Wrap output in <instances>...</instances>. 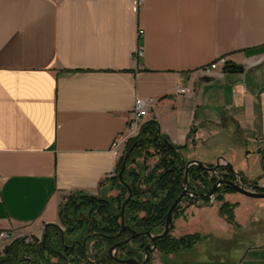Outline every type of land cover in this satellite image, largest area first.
Listing matches in <instances>:
<instances>
[{"label": "crops", "instance_id": "0c3cea01", "mask_svg": "<svg viewBox=\"0 0 264 264\" xmlns=\"http://www.w3.org/2000/svg\"><path fill=\"white\" fill-rule=\"evenodd\" d=\"M133 6V0H0V233L14 234L8 264H33L19 262L25 240L44 237L46 224L61 226L69 197L117 198L127 145L118 152L113 145L137 98L154 101L145 123H158L184 147V158L208 166L225 158L264 184L263 176L249 175L247 162L255 157L264 167V0ZM222 58L239 69L202 73ZM233 196L225 199L237 204L236 223L221 216L217 200L206 197L197 206L184 199L173 234L205 239L168 255L157 249L150 264L190 252L204 264H264L260 239L247 250L236 243L245 228L241 196ZM244 217L258 228L257 214ZM198 249L203 254L196 257Z\"/></svg>", "mask_w": 264, "mask_h": 264}, {"label": "trees", "instance_id": "16d2710c", "mask_svg": "<svg viewBox=\"0 0 264 264\" xmlns=\"http://www.w3.org/2000/svg\"><path fill=\"white\" fill-rule=\"evenodd\" d=\"M226 69H239V67L228 63ZM135 144V149L129 159L128 168L124 172V181L130 184L133 191L132 199L126 206L125 218L130 216L129 221L136 224L139 230L152 229L154 233H161L166 225L167 213L175 200L184 191L183 183L188 163L182 153L184 147L175 145L167 135L162 134L159 130L158 123L154 121L145 123L141 134L131 139L127 144L126 152ZM151 149H153L154 152H152ZM142 155L145 156L143 164L138 162V158ZM155 156H158V161L155 166L150 169L146 163L150 158ZM124 159L125 155L120 159L117 167V175L115 177V188L120 191L117 198H102L91 195L74 197L78 211V213L75 214V218L70 217L66 212L67 206L61 207L60 210L61 222L65 226V232H73L75 229H82L84 227V220H80L79 225L76 223L77 218L79 215L84 217V209L89 208L90 214L89 216L86 215L91 219V224L87 232H99V237L104 238L108 243L111 242L110 236L112 234H117L121 227L122 205L130 194L127 185L121 182L118 175L124 166ZM132 164H134V166H131ZM147 170L148 173L144 176V172ZM220 178L235 180L236 176L227 166H221L216 173H211L201 166L192 165L189 168V189L192 193L200 195L199 201L203 200L206 198L205 195L212 190ZM256 183H258V181H256ZM252 187H254V185H252ZM232 191H234V189L228 185L221 186L216 192V200L221 203L219 207L221 216L225 217L230 223H236L235 209L237 204H233L225 199L226 193ZM185 200H190L191 204L195 203L192 197H187ZM114 202L119 204L120 207L118 210L114 207ZM206 202L210 203L211 201L208 199ZM180 207L181 205L178 207L175 217H177ZM96 212L98 214H94ZM141 212H145V215L142 217L140 216ZM59 233L58 235L60 236ZM173 233L174 228L166 237L158 241V249L166 255L177 253L182 250H191L205 239V236L201 234H187L176 237ZM103 234L106 236H102ZM55 237L56 235H54L52 240L53 245H56L57 242L55 241ZM12 245L5 249L4 256L0 254V264H8L12 260L11 256H8ZM89 250V248L80 250L82 258L76 261V264H95L91 260L92 255ZM94 257L96 259V257L101 256L95 255ZM44 258L45 257H42L38 264H55L51 262L49 257L46 259ZM103 262L105 261L103 260ZM97 263L101 264L99 260Z\"/></svg>", "mask_w": 264, "mask_h": 264}, {"label": "flooded vegetation", "instance_id": "af4514ba", "mask_svg": "<svg viewBox=\"0 0 264 264\" xmlns=\"http://www.w3.org/2000/svg\"><path fill=\"white\" fill-rule=\"evenodd\" d=\"M211 173H213V172H211ZM241 175L245 180H248L243 174H241ZM236 179H235V181H236ZM215 197H216V194H215ZM210 200L212 202L213 199H210ZM82 219L84 220L83 221L84 227L82 228L83 231L80 229L81 231H80V234L78 235L79 238L71 239V240H69V242H67L66 235L68 234V236H71L73 233H75L77 231V229H75L73 232H65V229L59 225H55V224L50 225L48 227L46 241H44V237H43L42 242H38L37 241L38 239L33 240L28 246L25 247L26 250L23 251L22 256L24 258H30L32 260L33 264H36L37 260L39 258L42 259V257H45L44 259L49 257L51 259L52 263H54L53 259H56L57 262H60L62 264H76V261H78L80 258H82V256L80 255L81 249H84V248L95 249L96 248L95 251H97V254H95V255H97V256L100 255V253H99L100 250L102 251V255H101V257H96V259H95V257H94L95 255L93 253L91 254L92 255L91 260L95 264H98L97 263L98 260L101 262V264H127V263L117 262L115 259H113L111 257V255L108 252V250L112 246H114L115 244H117L119 242L125 241L132 236V233L129 230L124 231L120 235V232L123 228L122 218H121V227L119 229V232L117 234H112L110 236V240H111L110 243H108V242L104 243L102 241L104 243L103 245L101 243V244H96V246H92V247H90V242L92 240L94 241L96 238H98L100 236L99 235L100 233L96 232V231L87 232V230L89 229V225L91 224V219H89L88 217H85V216L82 217L79 215L76 223L80 225L79 221ZM125 219H126L125 225L133 228L137 232L142 233V232L148 231V230H144V229L139 230L137 228L136 224L129 221L130 216H127ZM62 230L64 232V236H62ZM150 230H152V229H150ZM58 233L60 234V236L58 235ZM152 233L154 235L160 234V233H154L153 231H152ZM54 235H56V237H55L56 238L55 241H57L56 245H53V243H52ZM149 243H151V239L148 236H141L138 239H136L135 241H133L132 243H128V244L121 246L118 249L117 254L122 259L131 258V259H136L139 262H142L146 257L145 247ZM152 254L153 253H151V255ZM22 256H20L19 258H22ZM103 260L105 262H103ZM150 260H151V257H150ZM149 263H150V261H149Z\"/></svg>", "mask_w": 264, "mask_h": 264}, {"label": "water", "instance_id": "95a60500", "mask_svg": "<svg viewBox=\"0 0 264 264\" xmlns=\"http://www.w3.org/2000/svg\"><path fill=\"white\" fill-rule=\"evenodd\" d=\"M204 81H212L214 80V78L212 77H205L203 79ZM135 145H133L130 150H128L125 154V159H124V166L122 168V170L119 172V178L121 180L122 183H124L125 185H127L128 189H129V197L124 201L123 205H122V210H121V218L123 220V228L120 232V235L126 231L129 230L132 233V236L122 242H119L117 244H115L114 246H112L108 252L111 255V257L113 259H115L117 262L119 263H127V264H148L150 261V257H151V253H153L155 250L158 249V241L164 237H166L174 228L175 226V222H174V218H175V214L177 212L178 207L180 206V204L184 201V199H186L187 197H192L194 198V202L195 205L200 206L199 205V199H200V195L199 194H194L190 191L189 189V168L192 165H198L203 167L204 169L216 173L218 171V169L221 166H227L229 167L230 171L236 176V181L235 180H225L220 178L217 183L215 184V186L212 188V190L206 194L205 196L207 198L213 199L211 204H213L216 201V197L215 194L218 190L219 187L224 186V185H228L231 188H233L234 190H236L237 192H240L246 196L249 197H253V198H264V191H257L255 189H257L256 187H260V182L258 181V183H256V181L252 182V181H248L245 180L242 175L235 171L233 165L227 161L225 158H223V162H221V160L218 161V163L215 166H208L200 161L197 160H193V161H189L187 163V169L185 172V179H184V191L182 192V194L175 200V202L172 204L169 212L167 213V219H166V225L164 230L160 233V234H156L154 235L152 233V230H148L142 233L137 232L136 230H134L131 227H128L125 225V210H126V206L128 205V203L131 201L132 199V195H133V191H132V187L130 186V184L126 183L124 181V172L126 171V169L128 168L129 165V159L131 154L133 153L134 149H135ZM252 185H254L253 188H255L254 190H251L249 188L252 187ZM264 187V186H263ZM215 198V199H214ZM50 226V224H46L45 227V232H44V241H46L47 239V232H48V227ZM62 236H64V232L62 230ZM102 236H106V235H102ZM141 236H148L151 239V243L147 244V246L145 247V253H146V257L142 262H139L136 259H122L118 256L117 251L118 249L128 243H132L133 241H135L136 239H138ZM31 262L30 258H23L22 260H20L19 262Z\"/></svg>", "mask_w": 264, "mask_h": 264}, {"label": "rangeland", "instance_id": "374dc122", "mask_svg": "<svg viewBox=\"0 0 264 264\" xmlns=\"http://www.w3.org/2000/svg\"><path fill=\"white\" fill-rule=\"evenodd\" d=\"M250 147L251 146H255L254 144H250L249 145ZM153 150V149H152ZM154 152V151H152ZM144 156V155H143ZM156 157V156H155ZM153 158V157H152ZM157 159H152L151 158L147 161V165L149 166L150 169H152L155 164L157 163L158 161V156L156 157ZM240 161L245 159V156L244 154H241L240 155ZM140 158H138L139 160ZM186 159V158H185ZM145 161V160H144ZM143 161V162H144ZM151 162L152 165H149L148 162ZM187 162L191 161V160H188L186 159ZM244 161H247L246 159ZM255 161V157L252 159H250V161H247L249 164L251 163V171H249V175L252 177V178H257V177H260V176H263L264 177V167L262 166V163L260 161V163H254ZM140 162V161H138ZM143 162H140L141 164H143ZM155 162V163H154ZM131 166H134V164H132ZM144 167V166H143ZM148 173V170L144 172V176H146ZM145 185V184H143ZM264 184L261 185L260 184V187H256L257 189L251 187L249 189L251 190H257V191H264ZM145 187V186H143ZM263 187V188H262ZM221 188V187H219ZM262 188V189H260ZM234 194L233 197H237V196H241V202H242V207L240 208V211L241 213H239L240 215V222L244 225V228H245V231H244V234H241L239 237H238V241L236 242L240 247L244 248L245 250H247L249 247L255 245L254 243L256 242L257 239H260L262 242H263V248H264V198H253V197H249V196H246L240 192H237L236 190L232 191V192H228L226 193L225 196L229 195V194ZM232 197V196H231ZM70 201V202H69ZM190 201V200H189ZM211 201V200H210ZM72 202V203H71ZM188 202V201H187ZM191 202V201H190ZM76 201L74 200V197H69L67 200H65V202L62 204V207H68L67 208V213L70 215V217H74L75 218V214L78 213L77 211V207L75 205ZM114 207L116 208V210L119 209V204L117 202H114ZM76 207V208H75ZM84 212L85 214L83 216L87 217V215L89 216V208H86L84 209ZM246 212H248L247 214H252V213H255L257 214L258 216V228L256 230H254V226L251 225V220L250 218H245L244 216L247 215L245 214ZM81 214V213H80ZM87 214V215H86ZM94 214H98L97 212L94 213ZM101 215V214H100ZM145 215V212H141L140 213V216H144ZM99 216V215H98ZM100 218V216H99ZM245 221L247 222V224L245 223ZM61 227L65 229V226L61 223ZM82 230V229H81ZM80 229H77V231L75 233H73L71 236H68V234L66 235V240L67 242H69V240L71 239H75V238H79V234H80ZM85 230V229H84ZM83 231V230H82ZM77 236V237H76ZM101 240H105L104 238H101V237H98L96 238L94 241L92 240L90 242V247L92 246H96V244H101L102 245L106 242L105 241H101ZM101 246V245H100ZM96 249V248H95ZM95 249H92L93 251V254L95 255L96 251ZM202 249H198V251L195 253L196 257H199L200 255L203 254V252H201ZM160 254V253H159ZM162 255V253H161ZM178 257H176V259L174 260H168L165 256L163 257V261H164V264H204V260L202 258V260H197V262H194L193 260V257H194V254L190 252V254H185V253H181V254H176ZM152 260V259H151ZM150 264V263H149Z\"/></svg>", "mask_w": 264, "mask_h": 264}, {"label": "built area", "instance_id": "2783aa9c", "mask_svg": "<svg viewBox=\"0 0 264 264\" xmlns=\"http://www.w3.org/2000/svg\"><path fill=\"white\" fill-rule=\"evenodd\" d=\"M146 0H133V4H134V8L136 10H138L139 8L142 7V5L144 4ZM144 34V30L140 31V35L142 36ZM136 55L138 57L143 56L144 55V50L142 48H139L136 51ZM228 64V62L226 61L225 58H222L220 60H217L216 62H214L213 64H211V66L204 68L202 70V73L206 76H213L214 72L222 69L221 66H226ZM180 92L183 93H189L190 90L189 88H179ZM153 100L151 101H146L144 99L141 98H137L135 106H134V110H133V116L129 121V125L128 128L125 132H123L114 142L113 145V149L115 151L118 152V150H120L122 147H125L127 145V143L135 138L138 137L145 125V117L148 115L149 112V108L151 106V104H153ZM14 237V234H10L8 232H1L0 233V254L4 255L5 253V249L8 247L9 241ZM38 242H42L43 237L37 238ZM26 245H29L31 243V240L26 239L25 240Z\"/></svg>", "mask_w": 264, "mask_h": 264}]
</instances>
